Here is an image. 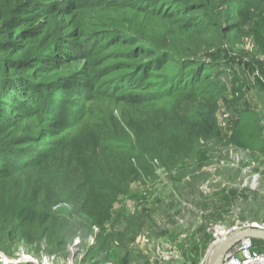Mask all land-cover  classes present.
Masks as SVG:
<instances>
[{
	"label": "trees",
	"instance_id": "16d2710c",
	"mask_svg": "<svg viewBox=\"0 0 264 264\" xmlns=\"http://www.w3.org/2000/svg\"><path fill=\"white\" fill-rule=\"evenodd\" d=\"M263 7L0 0V215L9 230L32 228L15 237L61 226L71 238L81 229L83 241L154 160L171 170L193 157L195 144L221 140L219 110L230 102L222 71L200 54L247 37ZM79 53L81 71L72 70ZM247 57L244 69L264 76L263 62ZM97 97L120 108L82 124L81 102ZM240 125L248 126L237 123V132ZM59 202L71 206L67 215L54 211Z\"/></svg>",
	"mask_w": 264,
	"mask_h": 264
},
{
	"label": "rangeland",
	"instance_id": "374dc122",
	"mask_svg": "<svg viewBox=\"0 0 264 264\" xmlns=\"http://www.w3.org/2000/svg\"><path fill=\"white\" fill-rule=\"evenodd\" d=\"M246 31L247 37H229L219 48L202 50L200 57L222 71L220 84L232 106L255 109L237 122L247 129L240 125L237 132L234 125L230 135L227 116L219 111L221 140L195 144L193 157L171 170L154 160L151 170L129 185L106 220L92 227L83 241L81 229L79 238H71V233L59 232L61 226L46 227L48 234L34 230L16 238V233L27 235L32 228L9 230L0 215V264H202L222 214L226 225L233 223V212L245 222L264 223V153L253 152L259 148L258 131L264 128V76L253 67L252 73L244 69L251 64L247 55L264 65V7ZM83 55H77L72 70L81 71ZM104 99L81 102L79 107L86 109L81 110L82 124L120 108ZM54 211L67 215L71 206L59 202Z\"/></svg>",
	"mask_w": 264,
	"mask_h": 264
},
{
	"label": "built area",
	"instance_id": "2783aa9c",
	"mask_svg": "<svg viewBox=\"0 0 264 264\" xmlns=\"http://www.w3.org/2000/svg\"><path fill=\"white\" fill-rule=\"evenodd\" d=\"M249 227L264 230V223L244 222L229 228H222L221 226L215 227L212 247L218 244L224 237ZM202 264H206V261ZM221 264H264V253L253 249L250 240L246 239L241 241L234 250L230 251Z\"/></svg>",
	"mask_w": 264,
	"mask_h": 264
},
{
	"label": "crops",
	"instance_id": "0c3cea01",
	"mask_svg": "<svg viewBox=\"0 0 264 264\" xmlns=\"http://www.w3.org/2000/svg\"><path fill=\"white\" fill-rule=\"evenodd\" d=\"M227 100L229 101V97L228 96H227ZM250 110L251 111H255V109L253 107H251ZM219 111H221L223 114H225L227 116L226 124H228L227 125V128L229 129L230 135H231V133L233 131L234 125H236L237 122L240 121V119L243 120V118H244L243 117L245 115V114H243L244 106L241 107V106H238V104L232 106V104H230V103L228 104V106H226L225 104H223L221 106V109ZM262 116L264 117V110H263V115ZM258 132L261 133L258 136L259 141H260L259 142V145H258L259 148H257L256 151L253 150V152L255 153V155H262L264 153V128L261 127L260 128V131H258ZM241 144H247V142H241ZM261 175L263 176V172H262ZM237 214H239V213L238 212H233L230 215L232 217V219H233V223L231 225H226L225 224V222H224V219H225L224 216H226V215L225 214H222L221 219L219 220V224L218 225L221 226L222 228H229V227H232V226H234L236 224L239 225L241 222L247 221V220H245V221L242 220L240 217L238 219V215ZM250 242H251V245H252L253 249H255V250L259 251V252H263L264 253V241L252 239V240H250Z\"/></svg>",
	"mask_w": 264,
	"mask_h": 264
},
{
	"label": "water",
	"instance_id": "95a60500",
	"mask_svg": "<svg viewBox=\"0 0 264 264\" xmlns=\"http://www.w3.org/2000/svg\"><path fill=\"white\" fill-rule=\"evenodd\" d=\"M264 241V230L249 227L224 237L218 244L211 248L206 264H221L223 259L243 240Z\"/></svg>",
	"mask_w": 264,
	"mask_h": 264
}]
</instances>
